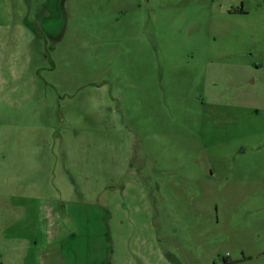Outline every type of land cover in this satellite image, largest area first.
Masks as SVG:
<instances>
[{"label":"rangeland","instance_id":"obj_1","mask_svg":"<svg viewBox=\"0 0 264 264\" xmlns=\"http://www.w3.org/2000/svg\"><path fill=\"white\" fill-rule=\"evenodd\" d=\"M19 203L93 205L91 264H264V0H0V230Z\"/></svg>","mask_w":264,"mask_h":264},{"label":"crops","instance_id":"obj_2","mask_svg":"<svg viewBox=\"0 0 264 264\" xmlns=\"http://www.w3.org/2000/svg\"><path fill=\"white\" fill-rule=\"evenodd\" d=\"M4 206V204L0 205V211L4 209ZM11 206L15 209L16 207L22 208L24 214L12 221L10 227L18 226L15 231L9 232L10 227L7 229L8 231L6 228L0 230L2 233L0 235V256L8 255L12 257L11 259L17 258L18 260L7 264H91L90 257L97 252V244L101 239L99 235L90 233V225H94L93 223L99 219L94 212L96 209L93 205H82L80 208L79 203L70 204L72 207L69 218L72 221L75 219L77 225L55 219V222H59V224H54L55 228H53V224L48 223L50 221L46 213L43 212L42 215L43 207L40 204L32 205L31 208L29 205H21L20 203ZM26 209H31L29 216L25 214ZM87 210H91V212ZM81 214L88 215V219L82 218L83 221H81ZM32 221L43 226L40 230V236L38 235L34 239L30 235L33 230L29 228L32 226ZM79 221L82 222L81 226L83 225V227H78ZM3 222V214L0 212V223ZM103 263L102 257L97 259V264Z\"/></svg>","mask_w":264,"mask_h":264}]
</instances>
